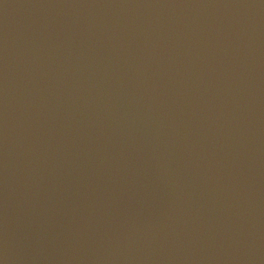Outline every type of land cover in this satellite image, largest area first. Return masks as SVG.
Masks as SVG:
<instances>
[{
    "label": "water",
    "instance_id": "95a60500",
    "mask_svg": "<svg viewBox=\"0 0 264 264\" xmlns=\"http://www.w3.org/2000/svg\"><path fill=\"white\" fill-rule=\"evenodd\" d=\"M0 264H264V0H0Z\"/></svg>",
    "mask_w": 264,
    "mask_h": 264
}]
</instances>
